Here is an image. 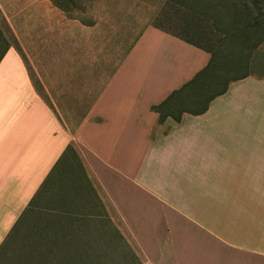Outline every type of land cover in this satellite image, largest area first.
Listing matches in <instances>:
<instances>
[{"label":"crops","instance_id":"crops-1","mask_svg":"<svg viewBox=\"0 0 264 264\" xmlns=\"http://www.w3.org/2000/svg\"><path fill=\"white\" fill-rule=\"evenodd\" d=\"M170 1L81 0L75 16L0 0V26L50 106L0 27V246L29 208L69 193L73 174L88 217L106 213L140 264H179L183 251L189 264H264V243L243 231L249 186L264 195V76L157 123L150 108L206 66L227 21L225 1Z\"/></svg>","mask_w":264,"mask_h":264},{"label":"rangeland","instance_id":"rangeland-1","mask_svg":"<svg viewBox=\"0 0 264 264\" xmlns=\"http://www.w3.org/2000/svg\"><path fill=\"white\" fill-rule=\"evenodd\" d=\"M69 1L64 4L65 10L78 16L81 0ZM171 8L173 5L167 4L163 9L161 12L163 19L175 18ZM226 15V22L231 21L233 28L237 25L236 19L243 18V13L239 11L234 13V10L227 12ZM1 19L0 16V21ZM1 28L8 45H13L9 31L5 26ZM232 33L231 36L226 34L225 40L211 43L216 60L220 62V71H216V81L210 82V87L212 84L216 87V84H221L231 77L241 76L243 73L264 76V43L258 47V55L249 66L246 65L245 56L247 43L244 40L243 44L241 33L235 34L234 31ZM198 93L204 95L211 94L212 91L203 89ZM66 180L71 190L69 192L67 189L69 193L45 198L41 203L37 202L19 220L8 239L0 264H140L136 255L137 250L128 247L131 243L125 240L123 232H120L122 239L117 238V228L112 225L106 213L100 218L88 217L95 215V208L83 200L85 193L81 179L70 174ZM262 189L259 185L248 188L249 195L243 200V231L249 233V239H257L256 241L263 244ZM107 212L111 214L110 210ZM183 253L184 260L179 264L191 263V255L185 251Z\"/></svg>","mask_w":264,"mask_h":264},{"label":"trees","instance_id":"trees-1","mask_svg":"<svg viewBox=\"0 0 264 264\" xmlns=\"http://www.w3.org/2000/svg\"><path fill=\"white\" fill-rule=\"evenodd\" d=\"M57 8L66 11L64 4L70 2L69 0H50ZM199 0H181L182 6L187 9H191L192 6L196 8V3ZM216 1H225L226 5V14L227 12L236 13L239 11L243 13V18H237V25L231 26V21L226 22L225 27V35L221 38L225 40L226 34L231 36V33L234 31L236 33H241L243 36V44L244 40L247 43V55L246 65L251 66L252 61H255L254 58L257 57L258 47L264 43V0H216ZM169 3L172 1L169 0ZM168 4V2H167ZM191 11V10H188ZM196 11H198L196 9ZM227 17V15H226ZM191 18V17H190ZM187 14H184V19L190 20ZM222 31V29H220ZM233 34V33H232ZM13 45H10L15 52L18 54L19 58L23 62L27 73L29 75V79L33 85L35 92L42 98V100L49 106L47 98L43 93L41 87L39 86L37 80L35 79L33 73L31 72L25 57L23 56L21 50L19 49L16 41L13 39ZM220 40V41H221ZM254 41V43H253ZM253 43V44H252ZM213 49H209L207 51L209 53V59L206 66L200 70L194 77L185 85H183L177 91L172 92L168 97L156 106H152L150 108L151 111L157 114V123H161L166 117L172 118L174 121L179 120V115L181 113H189V114H200L203 113L208 103L216 96L223 94L226 90V87L229 82L237 80L241 77H244L251 73H243L241 76L231 77L227 80H224L221 84H216V87H212L210 82L213 83L216 81V71H220V62L216 60V55L212 51ZM245 56L244 59H245ZM244 61V60H243ZM212 79V80H211ZM206 89L208 91H212L211 94L201 95L198 91ZM50 107V106H49ZM14 230V229H13ZM12 233V231H11ZM11 233L7 236L5 241L0 246V258L6 251V247L8 245V239L10 238ZM117 238L122 239L121 235L117 233ZM133 253V252H132ZM134 255V254H132ZM133 257V256H132ZM135 257V256H134Z\"/></svg>","mask_w":264,"mask_h":264}]
</instances>
